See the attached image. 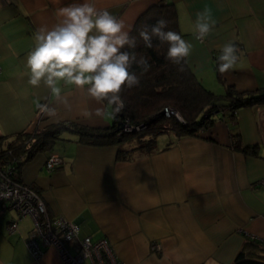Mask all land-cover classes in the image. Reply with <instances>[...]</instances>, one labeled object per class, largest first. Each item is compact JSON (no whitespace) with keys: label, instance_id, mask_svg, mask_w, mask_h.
I'll return each instance as SVG.
<instances>
[{"label":"crops","instance_id":"obj_1","mask_svg":"<svg viewBox=\"0 0 264 264\" xmlns=\"http://www.w3.org/2000/svg\"><path fill=\"white\" fill-rule=\"evenodd\" d=\"M159 1L91 0L132 27ZM170 1L181 36L193 45L187 65L206 89L223 94L227 85L241 92L264 87V0ZM80 2L0 0V135L6 140L32 122H112L111 108L103 119L85 115L101 105L74 86L61 85L70 105L65 108L43 84L28 83L25 64L36 30L51 28L61 19L59 8ZM205 9L214 26L197 40L196 14ZM229 41L238 45L240 59L221 74L217 57ZM42 103L57 107V116H37ZM215 118L199 136L162 132L155 150L128 160L117 158L115 145H88L70 134L52 150L61 155L60 166L48 171L49 152L40 151L21 165L19 177L51 216L76 220L79 238H106L125 264H232L251 236L264 244V103ZM232 135L242 146L255 145L254 152L232 144ZM14 220L17 227L9 232ZM32 227L30 215L18 217L9 204L0 206V264H63L51 246L40 244L37 256L30 252L25 239Z\"/></svg>","mask_w":264,"mask_h":264},{"label":"trees","instance_id":"obj_2","mask_svg":"<svg viewBox=\"0 0 264 264\" xmlns=\"http://www.w3.org/2000/svg\"><path fill=\"white\" fill-rule=\"evenodd\" d=\"M161 18L168 21L166 30L181 35L173 1L161 0L138 16L130 34L137 38L135 52L138 56L147 57L151 67L140 75L142 70L133 65L132 70L140 75V84L123 90L125 106L115 118L112 117L111 124L92 127L70 120L44 126L36 124L32 131L17 132L8 140L0 135V140H6L5 145L0 147V161L2 165H11L14 179L22 182L19 177L21 165L37 152H51L56 143L69 139L70 134H75L79 142L88 145H115L117 158L128 160L155 150L156 138L162 132L199 136L214 124L216 113L226 110L229 118H232L240 107L264 103V87L241 92L227 85L223 94H215L201 84L187 63L184 70L179 71V66L166 59L167 44H160L154 39L153 48H146L138 30L145 24H155ZM217 75L221 80L219 73ZM165 107L174 113L166 115ZM119 122L130 126V130L118 129ZM232 138V144L254 152L255 145L242 146L236 135H232ZM258 248L264 249V244L254 239L247 240L232 264H264V255L255 250Z\"/></svg>","mask_w":264,"mask_h":264},{"label":"clouds","instance_id":"obj_3","mask_svg":"<svg viewBox=\"0 0 264 264\" xmlns=\"http://www.w3.org/2000/svg\"><path fill=\"white\" fill-rule=\"evenodd\" d=\"M58 15L60 21L51 28L42 25L36 30L35 46L25 64L28 83L34 87L43 84L65 108L70 105L62 95L61 85L74 86L101 105L85 115L103 119L111 108L110 114L115 118L125 106L123 90L139 86L140 75L151 67L147 57L135 52L137 38L130 34L132 26L109 11L98 9L91 0L61 7ZM213 26L209 10L198 12L195 38L203 40ZM167 28L168 21L161 18L155 24H145L138 35L146 48H153L154 39L167 44L166 59L183 71L193 45ZM239 59L238 45L225 43L217 57L218 72L228 73ZM133 65L142 70L140 75L132 70ZM38 107L49 117L57 116V107L46 103Z\"/></svg>","mask_w":264,"mask_h":264},{"label":"built area","instance_id":"obj_4","mask_svg":"<svg viewBox=\"0 0 264 264\" xmlns=\"http://www.w3.org/2000/svg\"><path fill=\"white\" fill-rule=\"evenodd\" d=\"M164 113L170 115L174 111L165 107ZM40 114L41 111L38 109L37 116ZM35 123L32 122L27 131H31L36 126ZM128 128L130 126H124L125 130ZM62 162L61 155L51 151L44 164L45 168L51 171L60 166ZM10 166V164L2 165L0 161V206L7 203L17 212L18 217L24 215L32 217L33 227L25 243L34 256L41 253L40 244H42L53 247L63 264H125L116 257L106 238L96 240H92L90 236L79 238L76 220L51 216L34 188L14 179ZM16 227L17 222L14 220L8 224V231L12 232ZM255 238L251 236V239Z\"/></svg>","mask_w":264,"mask_h":264},{"label":"water","instance_id":"obj_5","mask_svg":"<svg viewBox=\"0 0 264 264\" xmlns=\"http://www.w3.org/2000/svg\"><path fill=\"white\" fill-rule=\"evenodd\" d=\"M124 126H125V124L119 122V126H118L117 128H118V129H122V128H124Z\"/></svg>","mask_w":264,"mask_h":264},{"label":"rangeland","instance_id":"obj_6","mask_svg":"<svg viewBox=\"0 0 264 264\" xmlns=\"http://www.w3.org/2000/svg\"><path fill=\"white\" fill-rule=\"evenodd\" d=\"M171 114V113H170ZM111 124V123H110ZM34 129V128H33ZM33 129H31V131L33 130ZM136 129H138V128H136ZM125 130V129H124ZM127 130H130V128H128Z\"/></svg>","mask_w":264,"mask_h":264}]
</instances>
